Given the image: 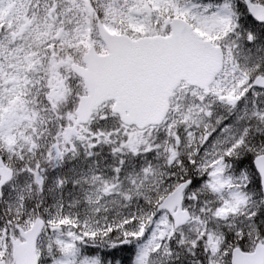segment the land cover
I'll use <instances>...</instances> for the list:
<instances>
[{"label": "snow or ice", "instance_id": "snow-or-ice-1", "mask_svg": "<svg viewBox=\"0 0 264 264\" xmlns=\"http://www.w3.org/2000/svg\"><path fill=\"white\" fill-rule=\"evenodd\" d=\"M0 264H264V0H0Z\"/></svg>", "mask_w": 264, "mask_h": 264}]
</instances>
